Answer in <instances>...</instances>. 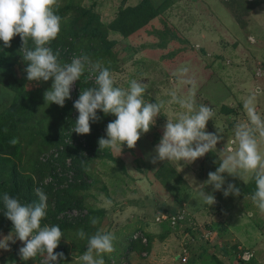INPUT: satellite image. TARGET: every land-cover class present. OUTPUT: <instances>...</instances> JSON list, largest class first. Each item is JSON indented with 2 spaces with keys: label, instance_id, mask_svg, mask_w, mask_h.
<instances>
[{
  "label": "rangeland",
  "instance_id": "obj_1",
  "mask_svg": "<svg viewBox=\"0 0 264 264\" xmlns=\"http://www.w3.org/2000/svg\"><path fill=\"white\" fill-rule=\"evenodd\" d=\"M138 1L141 0H58L57 14L64 19L54 44L60 52V61L70 62L74 55L82 53L70 49L76 41L94 40V36L102 35L100 30L107 28L105 33L112 41L107 52L112 57L106 59L103 50L102 63L113 73L115 86L128 88L133 79L146 83L145 99L150 103L163 102V107L154 126L141 136L133 149L124 145L119 156L107 149L110 159H103V149L98 150L97 141L106 138V126L115 116L98 111L100 120L91 124L90 134L72 132L78 116L73 103L80 90L94 86V79L82 77L76 82L71 99L64 105L69 115L60 125L62 140L40 155V160L54 162L38 185L48 196L47 213L53 212L59 198L86 182L91 185L88 189L74 192L88 207L80 211L87 217L89 209L93 210L89 225L92 218H98L99 222L90 227L115 235V250L103 255L105 264H239L237 257L244 250L253 253L247 264L252 260V264H264V214L243 190L251 176L244 172L239 177L223 174V187L234 184L240 189L239 196L226 198L222 190L213 191L211 185H203L208 173L216 171L223 159L219 156L220 150L232 147L235 125L247 118L243 102L253 92L259 93L257 111L264 116V0H185L187 6L181 4V0H150L162 13L145 28L128 38L110 31L109 26L120 9L134 6ZM240 3L257 7L242 17L245 13L236 9ZM81 10L95 14L100 27L93 23L91 31L82 30L78 26L85 22L81 21L85 20L83 17L78 20ZM237 18L241 21L237 22ZM21 53L19 63L26 68ZM182 66L189 68L188 77L196 81L197 105H207L216 113L207 122L205 131L219 130L223 138L215 152L210 151L193 162L153 164L154 149L162 138L167 119L175 120L184 111L179 105L168 103L171 90H176L180 96L187 94L189 86L180 85L176 76ZM45 83L27 81L26 87L40 89ZM10 100L0 89V104L7 106ZM43 112H39L35 121L42 126L45 125ZM260 148L264 153V140ZM81 165L86 167L84 176H78ZM186 175L193 177L196 185L189 183ZM253 184L251 194L255 191V182ZM203 190L215 197L214 205L204 203L199 195ZM101 196L111 201L110 206H101L104 203ZM161 208L177 212L174 224L167 221L166 215H160L167 214ZM72 211L59 213L56 219L75 225V220L68 218ZM75 229L76 226L72 230H61L63 237L54 252H62L65 260L58 264H81L82 254L72 251L74 244L76 248L80 244ZM208 231L210 235L206 238L204 234ZM88 232L94 234L90 228ZM165 232H169L168 237ZM141 234L152 237L148 253L132 243ZM21 247L23 244L17 240L10 245V251L0 250V264L45 261L42 255L22 260ZM223 247L224 254L220 251Z\"/></svg>",
  "mask_w": 264,
  "mask_h": 264
},
{
  "label": "clouds",
  "instance_id": "obj_2",
  "mask_svg": "<svg viewBox=\"0 0 264 264\" xmlns=\"http://www.w3.org/2000/svg\"><path fill=\"white\" fill-rule=\"evenodd\" d=\"M58 6V0H0V41L8 48L14 36L20 37V51L27 65L24 69L26 79L29 82L52 80L51 87L43 93L44 102L48 105L63 108L65 101L71 99L73 85L81 77L94 79V86L80 90L78 99L73 103L78 116L72 132L90 134L91 124L100 120L98 111L115 116V120L106 126V138H99L97 143L98 150L109 149L119 156L122 146L133 149L141 136L150 131L156 117L161 114L163 102L147 101L145 93L148 84L136 79L129 82L128 88L115 86L109 68L99 60L93 61L86 53L74 55L70 62H61L59 50L54 52L48 46L61 31L64 18L57 14ZM29 40L34 47H28ZM188 73L187 66L180 67L176 72L180 85L189 87L183 96L171 90L168 103L177 104L184 111L175 120L167 119L162 138L154 149L153 164L158 161L193 162L210 151L215 152L216 145L223 138L219 130L215 133L205 131L207 122L216 113L207 105H197V84L188 77ZM258 95V92H253L244 100L247 118L235 125L232 147L225 146L220 150L219 156L223 159L216 171L208 173L203 185H211L213 191L222 190L226 198L229 195L239 196L240 189L234 184L223 187V174L239 177L241 172L248 173L255 182V191L250 199L264 214V153L260 148L264 140V116L257 111ZM18 143L16 137L9 140L11 146ZM185 179L196 185L193 177L186 175ZM33 191L37 199L31 203H21L19 198L7 192L0 194L3 215L12 224V230L6 236L0 234V250L10 251V245L19 240L23 244L19 248L22 260L42 255L45 257L44 264H58V261L65 260L62 252H54L63 232L58 225L42 224L47 216L48 196L40 187H35ZM199 195L209 206L216 203L211 193L206 194L203 190ZM101 199L104 201L102 207L110 206V200L103 196ZM98 222V218L91 219L92 225ZM76 235L81 240H87L86 251L79 257L81 264H105L103 255L115 250V235L111 232L98 230L89 235L79 229Z\"/></svg>",
  "mask_w": 264,
  "mask_h": 264
},
{
  "label": "trees",
  "instance_id": "obj_3",
  "mask_svg": "<svg viewBox=\"0 0 264 264\" xmlns=\"http://www.w3.org/2000/svg\"><path fill=\"white\" fill-rule=\"evenodd\" d=\"M248 5L246 6L240 3L236 8L241 13H245L242 14V17L248 15V11L250 12L257 7L255 4ZM157 9L152 5L150 0H141L134 7H123L109 26V30L118 33L122 38H128L130 35L145 28L151 20L162 13L161 10L158 11ZM81 17L85 18V20H81ZM237 19V22L241 21L240 18ZM78 20L85 21L78 26L87 32L91 31L93 23L97 27H100L96 15L88 14L86 11L81 10V13L78 15ZM106 30L107 28L100 30L102 35L94 36V40L87 39L84 42L80 40L76 41L75 45H71L70 49L72 51L86 53L94 61H103V50L105 51L106 59L111 58L112 56L107 51L111 47L112 41L108 40L109 37L105 33ZM10 43L11 47L5 48L3 42L0 41V89L11 99L7 106L0 104V194L7 192L10 196L19 198L21 203H31L37 199L33 189L38 187L54 164L50 159L45 161L40 160V155L47 149L58 145L62 140L59 135L61 130L60 125L64 118L69 115V110L66 107L60 109L55 104L48 105L47 102H44L43 93L51 87V79L40 89H27L26 85L28 80L26 79L25 68L19 63V58L22 55L20 51V37L14 36ZM32 45L31 40H29L28 47L31 48ZM48 46L54 52L56 51L54 41ZM41 111L42 113L45 111V117L42 119V123L45 124L44 126L38 121L35 122ZM5 128H7L6 133L4 132ZM13 137L19 139V143L15 146L9 144V140ZM102 152L104 153L102 154L103 159L109 160L110 156L107 149H103ZM80 168H78L80 169L78 176L86 175L84 171L86 167L81 165ZM253 183L254 179L251 177L243 187L247 196H251ZM90 186L86 182H83L79 187H74L72 191L70 190L69 194L66 193L64 197L59 198L53 208V212L51 214L47 213L42 224L58 225L61 230H72L76 226V233L82 227L85 228L84 231L87 233H89L88 228L94 233L98 231L92 229L90 227L91 224L89 225L90 221L88 222V219L93 217L94 211L89 209V214L85 217L82 214L83 211H80V209L88 207L84 205L83 198L74 195L75 191L80 189L86 190ZM71 192L73 195H71ZM70 197H76V199L72 200ZM66 210H76L81 213L78 217L71 216L70 218L68 216L69 220H75V225L65 219H56L57 214ZM161 210L168 215H176L177 213L174 209L161 208ZM3 211V202L0 200V234L9 233L12 230V224L5 218ZM165 233V236H167L169 232ZM163 238L159 239L163 240ZM143 240L145 241L143 242ZM79 242L80 244L77 245V248L74 244V248L72 249V251L77 250L78 255L83 254L87 246L86 239H79ZM132 243L134 246L139 245L148 253L152 243V237L141 234L139 238L135 237ZM221 250L225 251V247L220 248ZM223 251H221L222 254L226 252ZM252 261L249 264H252Z\"/></svg>",
  "mask_w": 264,
  "mask_h": 264
},
{
  "label": "built area",
  "instance_id": "obj_4",
  "mask_svg": "<svg viewBox=\"0 0 264 264\" xmlns=\"http://www.w3.org/2000/svg\"><path fill=\"white\" fill-rule=\"evenodd\" d=\"M70 214H71V216H75V217L77 216L78 217L81 213L76 211V210H74L71 213H69V216H70ZM160 215H166V219H167V221L170 224L171 223L174 224L175 223V219H176L174 216L177 217V215H167V214H160ZM160 218L163 219L164 217L161 216ZM159 222H163V221H159ZM209 235H210V231H208L206 234H204V236L206 238ZM183 250H184V252H186V249H183ZM252 257H253V253H251V251L244 250V251H241V253L238 255L237 259L239 260V264H247L252 259ZM184 260L186 261V259H184ZM185 261L183 263H185ZM41 264H44V262L41 263Z\"/></svg>",
  "mask_w": 264,
  "mask_h": 264
},
{
  "label": "crops",
  "instance_id": "obj_5",
  "mask_svg": "<svg viewBox=\"0 0 264 264\" xmlns=\"http://www.w3.org/2000/svg\"><path fill=\"white\" fill-rule=\"evenodd\" d=\"M183 1H184V2H183ZM138 3H139V1H138ZM138 3H137V4H138ZM137 4H136V5H137ZM181 4H184V6H185V5L187 6V2H186L185 0H181ZM136 5H134V6H136ZM152 5H153V4H152ZM134 6H131V7H134ZM188 6H189V5H188ZM160 15H161V14H160ZM160 17H161V16H160ZM156 18H157V17H156ZM156 18H154V19H156ZM151 21H152V20H151ZM3 234H6V233H2V235H3ZM221 251H223V250H221ZM223 252H225V251H223ZM225 253H226V252H225Z\"/></svg>",
  "mask_w": 264,
  "mask_h": 264
}]
</instances>
